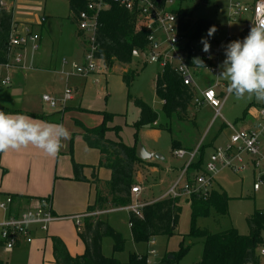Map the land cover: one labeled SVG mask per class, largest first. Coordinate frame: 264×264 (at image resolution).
<instances>
[{
  "label": "rangeland",
  "instance_id": "374dc122",
  "mask_svg": "<svg viewBox=\"0 0 264 264\" xmlns=\"http://www.w3.org/2000/svg\"><path fill=\"white\" fill-rule=\"evenodd\" d=\"M238 1L246 4L250 3L251 0ZM229 5L230 0H187L182 3L175 1L172 6V9H193V23L206 18L212 20L214 24L220 25L211 37L214 47H212L213 50H210V53H214V50H216V40L219 41L218 79L225 85L227 81L221 78L220 74L223 71V61L226 58L225 48L232 42L231 40L228 41L227 38L231 35L234 37V41H236L243 35L244 30L250 26L249 21L246 19L238 21L230 20L228 15ZM13 15L16 22H30V20H33V24H41L43 20L47 19L45 29L42 31L43 43L41 47L40 42L37 44L38 52L36 58L39 59L41 55L45 54L46 61L51 63L52 69L47 72L44 71L46 73L42 75L44 77L43 82L32 80L33 82H29L27 85V90L25 86V96H27L32 106L38 105L39 100L37 96L40 98L39 104L43 96L60 99L67 91L66 88L69 87L74 92H79V97L82 96L83 100L82 107H80V104L77 105L75 101H71L68 104L71 114H65L62 124L69 132L81 128L79 124H83L85 128L89 129L98 128L104 122L103 112H107L112 116V119L107 120L106 125L108 127L119 128L118 134L109 132L108 137L110 139L116 140L120 136L122 141L129 146L142 143L148 151L158 150L160 155L166 160L160 163V167L156 172H148L147 170L143 172V189L142 185L137 183L136 187H140L141 192L138 198L137 196H133L134 202L138 204L148 205L153 203L154 200L162 198L177 181L179 169L188 160V156L184 159L177 157L178 150L173 149V139L185 145L192 144L194 148L205 144L204 163H206L213 152V148L217 144H223L231 138L232 131L227 126L232 125L235 129H241V121L245 111L251 105L254 108L264 104V102L257 101L255 97L251 99L247 97L237 99L231 93L221 110V117L218 119H216V113L213 109L207 104H203L192 107L189 112L190 121L184 123L174 120L170 121L163 113L162 103L157 98L154 88L155 78L161 72L162 67L157 63L145 66L143 53H134L132 63L127 68L117 65L109 73L105 67L103 68V65H99L100 72L89 76L86 80L76 78L67 82V78L62 74L63 60L66 59L69 63L76 62L82 64L83 54L76 47L78 25L77 21L75 22L72 19L70 7L66 0H15ZM23 30L22 27L20 34L25 36L26 33ZM161 37L164 39L163 36ZM28 48H31V46H28ZM67 66L65 71L69 72L71 67L70 65ZM125 68L135 73L130 88H127L123 82V69ZM197 77L194 79L198 94L207 88L208 83L216 84V74H211L207 69H201ZM18 81L20 82V80ZM226 89L227 87L224 88V91H227ZM11 90L12 88H9L4 91L10 92ZM137 99L145 102L156 111L159 114L160 123L168 126L171 131L164 129L157 132L142 129L139 132V141L136 143V131L132 127V124L139 119V111L134 103ZM12 108L18 107L12 105ZM46 110L49 109L47 108ZM73 155L76 161L77 159L81 160L87 165H97L99 162L98 153L89 150L77 135L74 136ZM198 158L199 155H197L195 160L197 161ZM69 160L67 162L68 167L70 166ZM65 165L66 163L60 166V170H63ZM170 169L172 171H169ZM137 171L138 169L135 173V179L138 178ZM86 173L90 175L92 173L91 169L88 168ZM109 177L110 172L107 169L102 168L99 170L98 179L101 184L108 180ZM259 181L260 177L254 175L251 170L242 175L228 169L220 170L214 178L210 189L227 193L230 199L228 214L222 216L212 209L208 216L198 217L193 222L191 206L184 200L182 201L180 222L176 229V235L171 238L166 236L156 237L153 239L154 244L151 243L152 241L140 244L133 242L129 225L130 213L128 211H112L103 214L102 220L108 222L125 239L124 250L114 255V257L120 262L126 263L131 254L148 255L151 263H157L166 255L178 254L180 252V245L184 242L186 247L190 246V249L179 264H197L202 257L204 240L191 238L188 235L193 229H207L212 234H217L232 228L237 229L242 235H248L250 227L247 220L256 211H264V184L259 191H254V185ZM63 185L64 187L55 199V205H57L56 211L58 216L63 218L59 221L62 229H64L63 232L71 238H75L76 224L71 221L70 217L82 214L80 212H83L85 209L73 211V206H75V203L87 206V200L93 201L94 199L95 188L88 185V191L89 189L91 191L90 194H78L70 186L71 184ZM71 195L73 198L69 199ZM58 208L61 213L58 211ZM113 244L114 242L110 238L103 240V254L106 257L113 256ZM71 246L75 251L76 246ZM151 251H155L156 254L151 255ZM260 264H264V258H261Z\"/></svg>",
  "mask_w": 264,
  "mask_h": 264
},
{
  "label": "trees",
  "instance_id": "16d2710c",
  "mask_svg": "<svg viewBox=\"0 0 264 264\" xmlns=\"http://www.w3.org/2000/svg\"><path fill=\"white\" fill-rule=\"evenodd\" d=\"M69 4L73 21H77L78 15L86 9L87 0H66ZM164 1V0H163ZM185 2L187 0H174V2ZM1 2V0H0ZM181 30L187 38V64L193 66L197 59V52L202 49L201 38L207 36L208 30L213 27L210 19H200L192 22L193 9H172ZM99 30L96 35L98 53L103 64L111 70L116 64L130 65L135 52H141L148 48L149 33L145 27L137 23L134 13L113 5L110 9L103 11L99 17ZM14 29L13 11L0 6V64H5L10 56L11 34ZM249 34L247 31L241 41ZM80 39L81 34L78 31ZM197 44V48L193 45ZM203 66L209 67L211 63L200 59ZM135 73L127 71L123 74V80L127 88L131 87ZM155 92L162 100L163 113L172 121L176 118L185 122L188 109L195 98V90L187 86L177 72L169 66L162 69L155 82ZM135 106L140 111L137 122L132 124L136 131V143L139 141V132L144 128L168 129V126L158 124L159 114L148 104L141 100H135ZM8 113H18L1 109ZM104 122L96 129H85L84 140L88 147L96 149L101 155L98 167H104L111 171V179L106 183V193L97 188L95 203L90 205L84 214L92 215L84 220V227L78 231V237L85 246L84 254L72 256L66 244L58 237H52L53 256L56 264H179L188 254L190 246L186 247L184 242L180 245V252L173 253L174 260L166 255L161 261L151 263L148 255L131 254L126 263L120 262L114 257L125 248L123 235L116 231L108 222L95 215L112 209L131 206L134 202L132 189L136 187V167L143 163L137 156V145L128 146L122 139L112 141L107 138L110 131L119 133V128H110L106 125L107 120L112 119L109 113L104 112ZM247 110L242 119L246 118ZM47 120L46 118H42ZM173 149L178 150L179 143L173 139ZM204 151L200 146L199 158L187 171V180L193 183L192 173H204ZM73 156V153H72ZM196 159V158H195ZM74 180L78 182L87 181L84 177V166L72 159ZM192 172V173H189ZM264 180V178H263ZM92 183L98 184L94 174ZM13 203L18 204L20 197L12 196ZM172 198L166 197L162 200L148 204L143 209L142 218H136L132 213L129 215L132 240L136 244L149 243L156 237L166 236L171 238L176 235V229L180 222L182 201L190 204L193 222L198 217L208 216L212 209L217 214L226 216L228 214L229 197L226 192L210 190L207 193H196L190 197ZM49 199V198H46ZM41 199H29L31 201ZM250 233L242 235L235 228L212 234L207 229H193L188 235L191 238L204 240L203 253L197 264H260L258 247L264 237V211H256L248 220ZM113 240V256L106 257L103 254V240Z\"/></svg>",
  "mask_w": 264,
  "mask_h": 264
},
{
  "label": "crops",
  "instance_id": "0c3cea01",
  "mask_svg": "<svg viewBox=\"0 0 264 264\" xmlns=\"http://www.w3.org/2000/svg\"><path fill=\"white\" fill-rule=\"evenodd\" d=\"M14 1L15 0H4V2L7 4L6 8L12 9V11H13L14 10ZM252 1L253 0H251L250 3ZM250 3H246V4H250ZM230 4H231V0H230ZM229 9H230V5H229ZM229 9H228V15H229ZM250 17H251V15H244L241 18V19H246L247 21H249L250 26H249V28L244 30L243 35L241 37H239L237 40H241L244 37L245 33L247 31H250V28H251ZM13 21H14V29L12 30L11 38L16 33L18 35H21L20 30L23 27L24 33H26L28 30H30L33 34L38 35L39 39L35 42H30L24 50H16V49L12 50L11 46H10V56H9L8 62L5 64H0V108L10 110V111H18V113L28 115L36 121L47 122V123H51V124H62V122L65 118V114L66 113L71 114V112L69 111L70 110L69 105H68L69 102L75 101V102H77L76 103L77 105L80 104V107L83 106L82 96L79 97V92H77V91L74 92L73 99L67 103L64 110L61 109V107L51 108L47 103H45L43 101V98H42L41 103L39 104V102H40L39 96H37V98L39 100L38 105L32 106L30 104L31 102H29V100L27 99V96H25V92H24V88L26 86V90H27V85L29 84V82H31V83L33 81L43 82L44 77L42 75H44L47 71H50V69H52L51 63H48V61H46L47 58H46L45 54L41 55L39 59L36 58V55L38 52L37 44L40 42L39 44L41 47V45L43 43L42 31L45 29V24L47 22V19L43 20L41 24H33V22H34L33 20H30V22H28V21H24V22L23 21H17L16 22L14 20V15H13ZM213 26L216 29H218L220 27L219 24H214V22H213ZM78 31H79V29H78ZM78 31L76 34V40H77V46L76 47L83 54V62H82V64H83L84 63V44L82 43V41L78 37ZM159 35H161V33L156 34V36L159 37V39L163 40L161 37L162 35L161 36H159ZM227 40L228 41H230V40L234 41V37L230 35V36H228ZM209 43L211 44V48L214 47V42L212 41V38H211V41ZM219 44H220V42L216 40V50H214V53L211 52L212 54L210 52L205 53L202 50L203 46H202V49L197 52V58L204 59V60L211 63V66H209V67H199L197 63H195L193 66H189L187 64V51L185 50L187 43L180 47V53H181L180 57L187 64V66L190 67V69H191L192 78H193V84L191 86L195 90V98L193 100L191 107L188 109V112L186 115L187 120L185 122L190 121L189 112L192 109V107L207 104L205 102L200 103V104L196 103V100L202 99L203 92L206 89H208L210 87H213L215 89L217 95L219 96V98L223 102L222 108H223L225 102L227 101V99L229 98V96L231 95V93H229L228 91H224V88L227 87V84L226 85L222 84L223 82H221L218 79V77H219V73H218L219 72V68H218ZM193 45L196 48L198 47L197 44L193 43ZM28 46H31V48H28ZM36 46H37V50L34 49V47H36ZM211 50H213V48ZM144 51H141L139 53L144 54ZM207 55L209 56V58L206 57ZM17 57L20 58V61H21L20 66L21 67L24 66L25 69L19 68L20 66L12 67V65L14 63H16L15 61H16ZM51 58H52V55H51ZM144 58H145V62H144L145 66L148 64H151V63H156V62H151V61L147 60L145 54H144ZM64 60H66V59H64ZM157 64H159L162 67L161 71L163 68H165L167 66H169L171 69H173L175 71L174 68L177 67V65L179 64V60L175 59L173 61V63L169 64V65H162L160 63H157ZM7 65H9V66H7ZM67 65H70V63H68V64H65L64 62L62 63V67H63L62 68V74L67 78V82L71 81L73 79H76V78L77 79H83V80L87 79V78H82V77H78V76H76V77L68 76L72 72V69H70L69 72H66L65 69H66V67H68ZM102 65H103V68L105 67V69L110 73V72H112V70L114 69L115 66L121 65V64H116L111 70H109L104 64H102ZM130 65H122V66L127 68ZM126 68L123 69L124 73H126L127 71H130ZM201 69H205V70L207 69V70H209V72L211 74H216V84L208 83L207 88L198 94L194 78L197 77V75H199V72ZM44 71H46V72H44ZM196 72L198 73L197 75H196ZM102 74H104V73L102 72ZM158 75H159V73H158ZM157 76L155 78V82H156ZM7 79H9L10 85L3 87L1 85V82L3 80H7ZM18 80H20V82ZM22 82H23V84H22ZM123 82H124V80H123ZM14 86H16V87L14 88ZM9 88H12V90L10 92L4 91V90L9 89ZM154 88H155V84H154ZM66 89H71V88L67 87ZM160 101H161L162 106H163L162 100H160ZM12 105L17 106L18 108H12ZM262 106H264V104L257 106V107H254V108L251 105L247 109V116H246V118L242 119V121H241V125H242L241 129H247V128L252 127V124L258 118V110ZM47 108L49 110H46ZM222 108H221V110H222ZM72 110H75V109H72ZM221 110H220L219 115L216 116V119L221 117ZM213 111L215 112L214 109H213ZM139 117H140V111H139ZM42 118H46L47 120H44ZM172 120L178 121L180 123H184L182 121L177 120L176 118H173ZM158 124H161L160 120H158ZM79 125L81 128H79V129L77 128V129L73 130V132L71 130L70 138L63 141V147L61 148L59 154L55 157L48 156L45 152H43V150L35 148L33 146L23 148L19 151L9 150L5 153H0V202H5L9 197H12V196L20 197V201L18 202V204L12 203L9 211H0V212H2V213H0V223L6 221L10 216L20 214L23 210L27 209L29 206L34 205V204H31L32 201H31V203H29V199H46V198L51 199V205H52L54 215L62 218L61 216H58V214H57V211H56L57 205H55V199L60 194L61 189L64 187L63 184H71L70 186L78 194H82V193L90 194L91 191H90V189L88 191V187H87L88 185L90 187L95 188L94 199H93V201H91L90 199L87 200V206H83V205H80L77 203H75V206H73V209H74L73 211L85 209V210H83V212H80L82 214H84L86 212L87 208L90 205L95 203L96 195H97V188L106 193V183L111 179V171L107 169L110 172V177L103 184H101L100 180L98 179L99 170L104 168V167H98L99 163H100L101 155H100L98 150L88 147L87 143L84 140V131H85V129H89V128H85V126H83V124H79ZM110 128H113V127H110ZM227 128H229V125L227 126ZM144 129L146 131H157V132L164 130V129H158V128H144ZM110 132H113V131H110ZM71 134H72V138H71ZM108 134H109V132L107 133V138L110 139L108 137ZM232 134H233V131H232ZM76 135L79 138H81V140L83 141V143L86 145V147L89 150L95 151L99 155V162L97 165H87L85 162L78 160L76 157L78 164L83 165L85 167L84 171H83L84 177L87 180L85 182H78V181L74 180V171H73V164H72V159H74V155L72 156V153L74 152V136H76ZM119 138L122 139L120 136H119ZM119 138H117L116 140H112V139H110V140L118 141ZM216 139H218V138H216ZM227 142H225L223 144H217L216 147L213 148V152L216 148L224 146ZM178 143L180 144L179 145L180 147L178 148V150L184 149L188 153H192L193 151H195V149L198 148V147L194 148V146H192V144L185 145V144L180 143V142H178ZM140 144H142V143H140ZM204 145L205 144L201 145V147L205 149L206 147ZM142 146L144 147L143 144H142ZM144 149L146 150L147 153H152L153 155H158L159 157L158 158L153 157L151 159L142 160L143 163L136 167V170L138 169V171H137V175H138L137 177L138 178L135 179L136 184L138 183V184L142 185L141 186L142 189H143V182L142 181H143V176H144L143 172L146 170L148 172H156L157 169L160 167V163H162L163 161H166L160 155V152L158 150L148 151L145 147H144ZM213 152H212V154H213ZM184 158H179V159H184ZM68 159H70L69 160V162H70L69 167L67 166ZM188 159H189V157H188ZM77 161L75 160V162H77ZM186 162H185V164H186ZM65 163H66L65 168H63V170H60V166H62ZM185 164L181 167V169H179V177H178L177 181L171 186V188L174 187L175 184H177L178 182H180V185H183L185 183V181L189 182L187 180L188 175H186V177L182 176V174H183L182 168L184 169ZM88 168L91 169V171H92V173L90 175L86 173V170ZM104 169H106V168H104ZM204 169H205V164H204ZM169 171H172V169H170ZM248 171H250V170H248ZM94 174L96 176V179H98V184L92 183ZM201 174H203V173H201ZM193 175H194L193 179H195V177H196L195 175H199V174L192 173L191 176H193ZM100 185H101V187H100ZM170 189H169V191H170ZM167 193L162 198L154 200V202L168 197ZM72 198L73 197L71 195L69 199H72ZM137 198H138V196H137ZM133 203H135V202H133ZM58 211L60 212L59 208H58ZM118 211H122V210H118ZM109 212H111V211L110 210L105 211L103 214H106ZM98 213H102V212H98ZM82 214H78V215H82ZM103 214L98 215V216H100V218H101L103 216ZM72 222L74 223V221H72ZM56 224H60L59 221L51 224L47 231H42L39 229L33 230V233H32L33 242L30 244L25 243V242H20L12 251L6 250V248L4 247L3 241L1 240V237H0V264H56V262L54 260V256H53L52 237L60 238L66 244V246H67V248H68V250L72 256H79V255L84 254L85 246L83 245V243L80 241V239L78 237V231H80L81 229L76 226L75 238H71L65 232H63L64 229H62L61 224L60 225H56ZM129 225H130V223H129ZM83 227H84V223H83ZM130 232H131V228H130ZM153 241L154 240H152V242ZM71 245L76 246L75 251L73 250Z\"/></svg>",
  "mask_w": 264,
  "mask_h": 264
},
{
  "label": "built area",
  "instance_id": "2783aa9c",
  "mask_svg": "<svg viewBox=\"0 0 264 264\" xmlns=\"http://www.w3.org/2000/svg\"><path fill=\"white\" fill-rule=\"evenodd\" d=\"M87 6L77 17V25L81 34L80 40L84 44V63H70L72 72L68 76H78L88 78L91 75L100 72L99 65L103 64L102 59L97 56L98 45L96 43V35L99 30V17L103 11L110 9L113 5H117L131 13L137 18V23L141 24L148 31L149 46L144 51L146 59L151 62L160 63L162 65L172 64L175 59L179 60V64L175 67V71L181 75L184 84L191 86L193 84L192 72L190 67L180 57V47L187 43L185 33L181 30L179 20L172 11L174 0H87ZM0 6L6 8L7 4L1 0ZM244 15H251V27L258 15L264 16V0H253L250 4L240 3L238 0H231L229 9V18L231 20H240ZM161 33L163 40L156 36ZM39 39L38 35L33 34L30 30L25 36L17 33L11 38L12 50H24L30 42ZM37 50V46L34 47ZM209 58V56H206ZM16 63L12 65L20 66V58L17 57ZM65 64L69 62L63 61ZM9 66V65H7ZM19 68L25 69L24 66ZM1 85L9 86V79L3 80ZM74 91L67 89L61 99H54L49 96H43V101L51 108L65 109L67 103L73 99ZM207 103L212 107L216 116L219 115L223 102L217 95L215 89L210 87L203 92L201 100H196L197 104ZM233 134L229 141L221 147L214 150L208 161L205 163L204 173L196 175L193 183L185 181L183 185L180 182L168 192L167 196L172 198L190 197L196 193H207L211 189V185L215 176L220 170L228 169L236 174H245L251 170L255 175L260 177V181L255 183L254 191H259L264 184V106L258 110V118L247 129H235L229 125ZM200 146L192 153L185 150H178L177 157H189L183 169L182 176L186 177L190 166L195 162ZM140 187L132 189L134 196H139ZM13 200L9 197L5 202H0V211H9ZM27 209L20 214L10 216L6 221L0 223V237L7 251H12L20 242L32 243L33 230L39 229L47 231L51 224L62 220L53 213L51 199H41L32 201ZM146 205L133 203L131 206L112 209V211L126 210L133 214L136 218H142L143 209ZM96 213L95 215H101ZM92 215L82 214L70 217L76 226L83 228L84 220ZM154 244V241L152 242ZM155 255V251L150 252ZM258 255L264 258V237L258 247Z\"/></svg>",
  "mask_w": 264,
  "mask_h": 264
},
{
  "label": "clouds",
  "instance_id": "9594fccd",
  "mask_svg": "<svg viewBox=\"0 0 264 264\" xmlns=\"http://www.w3.org/2000/svg\"><path fill=\"white\" fill-rule=\"evenodd\" d=\"M215 31L211 27L207 36L212 37ZM200 42L202 50L210 52L209 40L202 37ZM225 57L220 77L227 81V91L237 99L255 97L264 102V16L256 17L242 41H232L226 46ZM194 62L203 66L199 58ZM69 138L70 132L63 124L40 122L25 114L0 110V153L33 146L55 157L63 141Z\"/></svg>",
  "mask_w": 264,
  "mask_h": 264
},
{
  "label": "water",
  "instance_id": "95a60500",
  "mask_svg": "<svg viewBox=\"0 0 264 264\" xmlns=\"http://www.w3.org/2000/svg\"><path fill=\"white\" fill-rule=\"evenodd\" d=\"M137 156L141 160L151 159L153 157H156V158L159 157L158 155H153L152 153H147L146 150L144 149V147L142 146V144H140V143L137 145ZM168 258L170 260H174L173 255L168 256Z\"/></svg>",
  "mask_w": 264,
  "mask_h": 264
}]
</instances>
